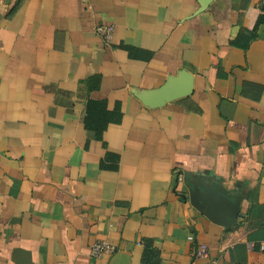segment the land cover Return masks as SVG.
Segmentation results:
<instances>
[{
  "label": "crops",
  "instance_id": "0c3cea01",
  "mask_svg": "<svg viewBox=\"0 0 264 264\" xmlns=\"http://www.w3.org/2000/svg\"><path fill=\"white\" fill-rule=\"evenodd\" d=\"M200 7L0 0V264H264V0Z\"/></svg>",
  "mask_w": 264,
  "mask_h": 264
},
{
  "label": "trees",
  "instance_id": "16d2710c",
  "mask_svg": "<svg viewBox=\"0 0 264 264\" xmlns=\"http://www.w3.org/2000/svg\"><path fill=\"white\" fill-rule=\"evenodd\" d=\"M90 84L92 89L97 88L96 79H91ZM121 120L122 112L119 107H116L113 110H109L105 100L89 99L87 101L83 117V123L85 125L86 130L90 133H93V136L97 141L103 142V135L107 128L110 125L119 124ZM110 160H112L113 162H117L118 158L116 155L107 153L105 161L102 162L101 166L103 168L108 167L106 166L105 162H108ZM151 253L152 250L147 246L143 257V261L145 263L150 262L149 255Z\"/></svg>",
  "mask_w": 264,
  "mask_h": 264
},
{
  "label": "built area",
  "instance_id": "2783aa9c",
  "mask_svg": "<svg viewBox=\"0 0 264 264\" xmlns=\"http://www.w3.org/2000/svg\"><path fill=\"white\" fill-rule=\"evenodd\" d=\"M94 34L96 36H98L105 45H109L112 42L114 33H115V28L113 26H97L94 30ZM189 241L193 240V237H189L188 238ZM207 247L206 246H202V248L200 249L199 252V257L202 258L205 255H207ZM113 252V249L106 243V242H99L96 243L91 251H90V255L93 258H99V257H103L105 254H111Z\"/></svg>",
  "mask_w": 264,
  "mask_h": 264
},
{
  "label": "water",
  "instance_id": "95a60500",
  "mask_svg": "<svg viewBox=\"0 0 264 264\" xmlns=\"http://www.w3.org/2000/svg\"><path fill=\"white\" fill-rule=\"evenodd\" d=\"M213 0H199L200 12L206 9Z\"/></svg>",
  "mask_w": 264,
  "mask_h": 264
}]
</instances>
